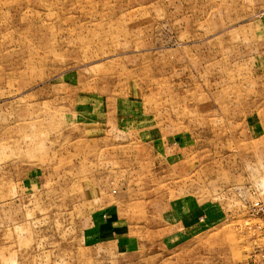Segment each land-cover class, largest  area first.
I'll list each match as a JSON object with an SVG mask.
<instances>
[{
  "label": "rangeland",
  "instance_id": "rangeland-1",
  "mask_svg": "<svg viewBox=\"0 0 264 264\" xmlns=\"http://www.w3.org/2000/svg\"><path fill=\"white\" fill-rule=\"evenodd\" d=\"M193 195L219 221L164 232ZM256 199L264 0H0V264H245ZM112 203L123 254L88 220Z\"/></svg>",
  "mask_w": 264,
  "mask_h": 264
},
{
  "label": "crops",
  "instance_id": "crops-1",
  "mask_svg": "<svg viewBox=\"0 0 264 264\" xmlns=\"http://www.w3.org/2000/svg\"><path fill=\"white\" fill-rule=\"evenodd\" d=\"M101 197V195L97 194L91 200L101 202L103 199ZM108 205L110 204H104L103 207L92 209L88 215V220L89 222L91 221V224H96L95 226L98 227V237L107 239L106 241H102L105 249H108L113 254H123L130 246V243L122 237L127 230L124 227V222L121 220L117 204L112 203L111 206ZM162 209L159 215L165 221L169 219V222L172 221L171 224L174 225L173 222H176L175 218L178 219L177 226L171 227L170 225H166L163 231L166 233L170 231L174 232L178 234L176 235L177 238L189 240L194 238L198 231L200 232L204 228L216 224L223 215L219 204L201 200L195 195L189 196V198H170L163 204ZM109 237H114L115 239L110 240L108 239Z\"/></svg>",
  "mask_w": 264,
  "mask_h": 264
},
{
  "label": "built area",
  "instance_id": "built-area-1",
  "mask_svg": "<svg viewBox=\"0 0 264 264\" xmlns=\"http://www.w3.org/2000/svg\"><path fill=\"white\" fill-rule=\"evenodd\" d=\"M249 212L259 220L262 241L255 247L245 264H264V200H253L249 205Z\"/></svg>",
  "mask_w": 264,
  "mask_h": 264
}]
</instances>
